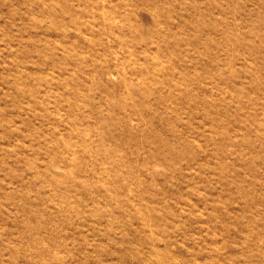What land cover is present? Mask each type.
Here are the masks:
<instances>
[{"label":"rangeland","instance_id":"obj_1","mask_svg":"<svg viewBox=\"0 0 264 264\" xmlns=\"http://www.w3.org/2000/svg\"><path fill=\"white\" fill-rule=\"evenodd\" d=\"M0 264H264V0H0Z\"/></svg>","mask_w":264,"mask_h":264}]
</instances>
